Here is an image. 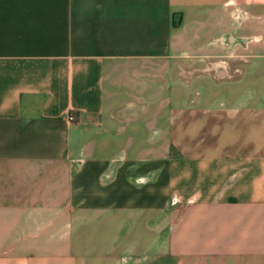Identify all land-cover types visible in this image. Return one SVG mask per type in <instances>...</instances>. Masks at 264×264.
Listing matches in <instances>:
<instances>
[{
    "label": "crops",
    "instance_id": "1",
    "mask_svg": "<svg viewBox=\"0 0 264 264\" xmlns=\"http://www.w3.org/2000/svg\"><path fill=\"white\" fill-rule=\"evenodd\" d=\"M0 264H264V0H0Z\"/></svg>",
    "mask_w": 264,
    "mask_h": 264
},
{
    "label": "rangeland",
    "instance_id": "2",
    "mask_svg": "<svg viewBox=\"0 0 264 264\" xmlns=\"http://www.w3.org/2000/svg\"><path fill=\"white\" fill-rule=\"evenodd\" d=\"M250 1H251V0H250ZM242 4L245 5L244 1L242 2ZM244 7H246V5H245ZM244 7H243V9H244ZM245 10H246L247 12H246V17L243 19V22L246 21V20H248L250 17H253V16H252V12L249 10L248 7H246ZM253 18H254V17H253ZM253 18H252V19H253ZM260 19H261V18H258L257 21H260ZM242 25H243V24H242ZM242 25H241V26H242ZM238 27H240V26H238ZM254 32H255V31H253V33H254ZM242 33H243V34H246V33L243 32V31H242ZM248 33H249V31H248ZM248 33H247V34H248ZM260 33H261V32H260ZM261 34H262V33H261ZM258 41H259V43H262L261 40H258ZM247 47H248V46H247V43L244 42V43H243V49H244V51H246ZM243 54H244V56L246 55L245 52H244Z\"/></svg>",
    "mask_w": 264,
    "mask_h": 264
},
{
    "label": "built area",
    "instance_id": "3",
    "mask_svg": "<svg viewBox=\"0 0 264 264\" xmlns=\"http://www.w3.org/2000/svg\"><path fill=\"white\" fill-rule=\"evenodd\" d=\"M70 119H72V116H70Z\"/></svg>",
    "mask_w": 264,
    "mask_h": 264
}]
</instances>
